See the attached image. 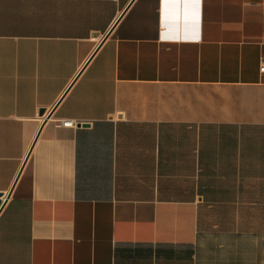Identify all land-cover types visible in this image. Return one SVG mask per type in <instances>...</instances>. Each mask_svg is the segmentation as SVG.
I'll return each instance as SVG.
<instances>
[{
  "label": "crops",
  "instance_id": "crops-1",
  "mask_svg": "<svg viewBox=\"0 0 264 264\" xmlns=\"http://www.w3.org/2000/svg\"><path fill=\"white\" fill-rule=\"evenodd\" d=\"M262 60L264 0H0V264H264Z\"/></svg>",
  "mask_w": 264,
  "mask_h": 264
},
{
  "label": "built area",
  "instance_id": "built-area-1",
  "mask_svg": "<svg viewBox=\"0 0 264 264\" xmlns=\"http://www.w3.org/2000/svg\"><path fill=\"white\" fill-rule=\"evenodd\" d=\"M258 70H259V73L264 74V60H262V61L260 62ZM61 124H62L63 126H67V125H70V124H72V123H69V122H67V121H63V122H61Z\"/></svg>",
  "mask_w": 264,
  "mask_h": 264
},
{
  "label": "snow or ice",
  "instance_id": "snow-or-ice-1",
  "mask_svg": "<svg viewBox=\"0 0 264 264\" xmlns=\"http://www.w3.org/2000/svg\"><path fill=\"white\" fill-rule=\"evenodd\" d=\"M166 2H179V0H166ZM184 2L195 4L197 7L200 4V0H184Z\"/></svg>",
  "mask_w": 264,
  "mask_h": 264
},
{
  "label": "water",
  "instance_id": "water-1",
  "mask_svg": "<svg viewBox=\"0 0 264 264\" xmlns=\"http://www.w3.org/2000/svg\"><path fill=\"white\" fill-rule=\"evenodd\" d=\"M111 30V29H110ZM110 30L104 35V37L101 40V43L106 39V37L108 36ZM44 113V109H40L39 110V115H42Z\"/></svg>",
  "mask_w": 264,
  "mask_h": 264
}]
</instances>
